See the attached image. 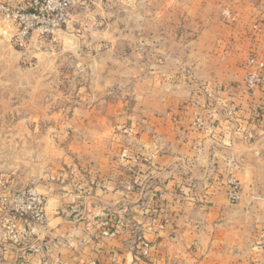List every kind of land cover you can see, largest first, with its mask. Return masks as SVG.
I'll return each instance as SVG.
<instances>
[{
	"label": "crops",
	"instance_id": "1",
	"mask_svg": "<svg viewBox=\"0 0 264 264\" xmlns=\"http://www.w3.org/2000/svg\"><path fill=\"white\" fill-rule=\"evenodd\" d=\"M235 1L234 22L216 23L221 78L166 113L114 114L105 145H81L78 168L68 160L34 181L45 222L0 234V264H264V68L247 86L256 66L243 64L254 52L264 63V0Z\"/></svg>",
	"mask_w": 264,
	"mask_h": 264
},
{
	"label": "rangeland",
	"instance_id": "2",
	"mask_svg": "<svg viewBox=\"0 0 264 264\" xmlns=\"http://www.w3.org/2000/svg\"><path fill=\"white\" fill-rule=\"evenodd\" d=\"M239 8L235 0H0V234L9 236L10 194L31 187L43 196L33 182L68 160L78 168L81 145L108 140L114 114L166 113L221 78L216 23L234 22Z\"/></svg>",
	"mask_w": 264,
	"mask_h": 264
},
{
	"label": "built area",
	"instance_id": "3",
	"mask_svg": "<svg viewBox=\"0 0 264 264\" xmlns=\"http://www.w3.org/2000/svg\"><path fill=\"white\" fill-rule=\"evenodd\" d=\"M65 5L66 3H64V6ZM24 14L29 15L27 13ZM20 15H22V12ZM248 64L256 66L255 72L250 73L246 79L247 86H252L259 80L258 70L264 68V63L262 61L257 62L255 58L252 57L248 60ZM226 184L228 186L227 198L230 202L235 203L240 197V184L235 182V180H227ZM4 210L3 226L8 235L15 234L20 221L25 224L29 233L34 232V227L41 226L45 222L44 198L31 187L13 191L10 194L9 201L2 203V211ZM102 226L104 228L102 230V235H115V229L111 228L107 221H103Z\"/></svg>",
	"mask_w": 264,
	"mask_h": 264
}]
</instances>
